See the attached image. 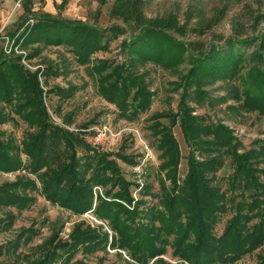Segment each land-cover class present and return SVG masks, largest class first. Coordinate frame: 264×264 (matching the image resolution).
I'll return each instance as SVG.
<instances>
[{
    "label": "rangeland",
    "instance_id": "obj_1",
    "mask_svg": "<svg viewBox=\"0 0 264 264\" xmlns=\"http://www.w3.org/2000/svg\"><path fill=\"white\" fill-rule=\"evenodd\" d=\"M64 2L0 0V64L7 61L36 77L42 90L41 102L55 126L73 133H86L93 127L108 129L107 139L99 147H93L88 154L78 149V156H89V164L97 167L106 162L102 172L111 169V162L116 160L102 156L98 162L103 152H118L137 160L131 167L117 161L124 178L133 181L132 186H126L132 203L127 206L117 199L118 195L113 196L121 189H110L114 174L108 171L107 189L112 198L107 199L113 206L106 219L93 214L94 207L87 213L72 215L50 205L38 193H31L35 202L23 211L0 206V246H4L0 248V264H191L188 253L200 240V232L204 242L210 241L211 250L220 247L212 264H261L264 107L259 109L254 91L258 74L264 73V0ZM123 5L125 12L121 10ZM44 19L77 21L102 30L106 37L100 42L105 51L92 55L88 64L81 66L68 47L28 42V32ZM150 25H160L181 52L172 66L132 61L123 51V41ZM235 38L250 43L242 49L241 62L229 77L193 75L190 67L197 53ZM123 79L128 88V93L123 94L130 108L125 118L115 105L105 102L99 91L116 82L121 88ZM55 87L71 90L49 93ZM112 88L108 95L117 98L120 91ZM136 90L148 103L145 109L132 114L137 105L131 100ZM16 100L11 104L0 102L5 119L0 124V148L12 142L19 150L22 140L33 131L13 112ZM92 122L86 129L81 127ZM180 122L192 128L193 137H188L187 142L180 134ZM171 138L180 155L175 166L173 160L162 155ZM122 144L126 146L123 151ZM193 162L199 170L193 180L194 189L204 195L195 203L191 193L194 189L187 179ZM141 163L142 173L134 174L133 168ZM238 163L241 164L236 168ZM244 168L252 179L242 173ZM26 175L25 171L0 174V184ZM205 188L211 194H204ZM122 205L129 209L128 214L119 209ZM207 206L209 211L205 210ZM169 210L174 214L166 232L160 223H167ZM10 214L15 219L11 227H6L5 219ZM233 218L239 224L238 246L245 243L240 253L238 248L233 249V235L227 230ZM31 227L34 230L27 232ZM144 227L157 228L150 237L146 233V242L133 244L136 237H126L130 228H136L135 236L139 237ZM73 229L77 237L72 240ZM54 235L58 239H53ZM60 242H67L69 247L74 244L78 249L69 252ZM135 249L138 253L132 252Z\"/></svg>",
    "mask_w": 264,
    "mask_h": 264
},
{
    "label": "trees",
    "instance_id": "obj_2",
    "mask_svg": "<svg viewBox=\"0 0 264 264\" xmlns=\"http://www.w3.org/2000/svg\"><path fill=\"white\" fill-rule=\"evenodd\" d=\"M63 2L64 0H62L61 4L65 3ZM121 10L125 12L126 6L123 5ZM124 19L126 20V18ZM103 37H106V34H102V30L92 29L90 26L81 22L44 19L35 23L28 32L26 39H28L27 41L30 43H39L55 47H68L70 50L69 52L74 55L78 64L83 66L88 64L89 58L92 55L105 51V45L100 42ZM122 43L123 51H125V54L129 56L132 61L140 60L142 62L163 64L169 67L178 61L181 54V52L176 50L177 47L173 44L174 42L171 38L164 33L163 30H160V25H150L142 32L132 34L128 41H123ZM249 43V40H239L235 38L226 39L221 44L210 45L206 51H201L194 56L192 66L190 67L193 75L217 79L229 77L236 64L241 62L243 55L242 49L248 47ZM99 60L103 61V63L108 61V59ZM58 75L59 74H57V76ZM257 79L258 83L254 92L257 99L256 101L259 103V105H257L260 109L264 107V73L260 72ZM121 85L122 87L119 88L118 82H116V84L113 83L106 87H100L99 91L105 102L115 105L119 109L120 114H122L121 116L125 118V112L130 109L127 104V99L124 98L125 94L128 93L125 79H123ZM111 87H113L112 89L117 87L118 89H116V91H120L117 98L116 96L111 97L108 95ZM56 90H58L57 92H65L70 91L71 88H50L49 93H55ZM41 93L42 90L34 75L25 73L19 66H12L7 61H3L0 64V102L11 104L17 99V105L14 104V106H16L13 107V112L22 122H25L28 127L33 129V131L28 132L22 140L19 150L16 149L12 142H7L4 147L1 146L0 152H3L4 155L0 153L3 156L2 158L0 155V174H15L25 171L28 175L34 177V179H32L28 177V175L19 176L14 181H6L0 184V206L12 207L19 211H23L35 202V198L31 193H38L50 205L57 206L72 215L87 213L94 207L93 214L99 218L106 219V214L112 213L113 206L108 200L112 198L109 197L110 189H115L116 187H119L121 190L118 194H113V196L118 195V200L130 206L132 203V194L126 186H132L133 181L124 178L117 161L129 167L137 164L138 161L132 156L119 154L118 152H103L99 154L98 162L101 161L102 156L116 157V160L111 162L112 168L108 170L111 174H114V178L113 181L110 178L112 182L110 184V189H107L109 179L106 177L109 172H102L100 170L106 166V162L97 167L96 164H89L90 162L88 159L92 160L89 156H78V149L88 154L89 151H92V149L94 150L93 147H99V144H95L92 140L94 133L91 131H86V133H73L55 126L43 107ZM137 98H141V101L138 102ZM131 100L133 103L137 102L135 109L132 110V114L136 113L137 109H145V105L148 103V99L145 98L143 94H140L138 90L134 92ZM65 120L67 124L71 123V120ZM4 121V116L0 113V124L4 123ZM93 124L94 122L90 124L87 123L81 125V127L86 129ZM194 126L195 125H192L191 127ZM179 128L184 142L188 137H193L191 136L192 128L190 129L189 125L180 122ZM125 147L126 146L122 144L120 150H125ZM162 155L168 156V161L173 160L174 166L177 164L180 155L174 139L171 138V140L168 141V146L162 150ZM22 158L26 160L25 163L22 161ZM98 162L96 163L98 164ZM241 163H238L236 168ZM158 166L159 168L162 167L161 164ZM195 166L196 164L193 162V164L190 165V170L187 175V179L191 182L192 191L195 187L193 180L199 172ZM245 169L246 168L242 170V173L249 177V179H252L253 176L250 171L246 173ZM117 181L118 183H116ZM189 181L186 180L187 185H189ZM96 188L101 190V194L95 191ZM207 189L208 188H205L203 191L204 194H211L207 192ZM191 193L194 197V203L198 200V197H201V200L204 198L203 193L198 194L195 192V189L194 192ZM121 208L127 214L129 213V209L125 205H122L119 209ZM205 208L206 211L210 209L208 206ZM201 209L200 207V210ZM167 214V223H160L161 228L166 230V232H168L167 227H169L174 212L173 210H169ZM14 219L15 217L12 214L8 215V219H5L6 227H11ZM236 220L237 218H233V220L230 221L227 225V227L229 226L227 230H231V234L233 235V240L231 239L233 249L238 248L240 253L244 251L245 246L243 247V245H245V243L242 240L243 244L238 246L239 243L237 242L236 233L238 232L239 224ZM123 226L124 224L118 226V228H122ZM33 230V227H31L27 232H32ZM153 230H157V228L144 227L140 230L139 237H137L135 236L137 229L130 228L128 236L126 237H136V240L132 239L133 244L136 242H146V233L149 234L148 237H150L153 235ZM126 232L127 231H125V233ZM199 236L200 240H196V244L191 247L188 253L191 264H212L215 262L214 258L215 256L217 257L216 253L220 251V247L217 246L211 250L213 247L209 245L210 241H203V232H200ZM22 237L24 236L22 235L21 238ZM75 237L77 236H75L73 229L70 233V239L73 240ZM55 238L58 239V235H54L53 239ZM79 241V244L82 243V240ZM60 245L69 249V252H76L78 249L74 244L69 247L67 242H60ZM121 246L125 248L127 252H131V249L127 248V246ZM0 248L4 249V246H0ZM132 252L138 253V250L135 249ZM136 260L139 261L138 259ZM37 264L47 263L40 261ZM261 264H264V259L261 260Z\"/></svg>",
    "mask_w": 264,
    "mask_h": 264
},
{
    "label": "built area",
    "instance_id": "obj_3",
    "mask_svg": "<svg viewBox=\"0 0 264 264\" xmlns=\"http://www.w3.org/2000/svg\"><path fill=\"white\" fill-rule=\"evenodd\" d=\"M91 132L94 133L93 138H92L93 142L95 144H101L107 139L109 131L106 127H102V128L93 127L91 129ZM147 152H148V150H147ZM143 162H144V160H143ZM142 165H143V163L134 167L132 172L134 174L140 175L142 173V167H143ZM95 191H98V193L101 194V190L99 188H96Z\"/></svg>",
    "mask_w": 264,
    "mask_h": 264
}]
</instances>
